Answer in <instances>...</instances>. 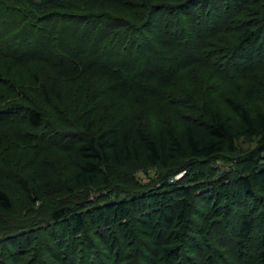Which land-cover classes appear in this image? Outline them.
I'll list each match as a JSON object with an SVG mask.
<instances>
[{"label":"trees","instance_id":"16d2710c","mask_svg":"<svg viewBox=\"0 0 264 264\" xmlns=\"http://www.w3.org/2000/svg\"><path fill=\"white\" fill-rule=\"evenodd\" d=\"M251 4L264 13V0H0V63H4L0 86L27 103L11 102L0 92V122L20 116L32 127L41 126L45 118L41 106L54 99L61 101L67 88L63 80L57 81L58 74L73 80L84 74L105 78L113 92L136 98L169 93L176 89L183 70L196 63L207 37L204 31L210 25L214 30L230 25L238 42L252 39L259 22L241 17L237 23L234 20L236 15L249 12ZM185 53H189L186 58ZM34 64L46 68L45 74L30 70ZM12 65L20 71L9 72ZM21 69L32 72L31 76L25 77ZM250 78L242 96L226 98L238 116L237 124L206 101L202 106L205 120H190L179 130L172 126L151 130L130 123L95 133L88 121L73 140L65 132L62 139L67 142L61 148L76 163L70 191L100 180L109 185L112 167L132 161L173 168L185 156L209 158L224 150L234 151L240 138L257 137L264 151V78ZM28 92L34 98H28ZM1 141L0 135V144ZM262 162V156L249 157L246 164L250 174L240 178L241 190L249 193L255 184L264 193ZM3 175L0 167V214L4 215L13 213L15 206ZM186 184L181 194L172 191L171 200L164 205L165 226L160 229V233L169 230L177 235L179 241L182 231L171 227L177 224L182 229L188 224L193 195ZM20 187L33 203L40 200L27 181L21 180ZM56 189L62 192L64 186L59 184ZM223 191L226 195L230 188L225 186ZM163 197V193L144 196L140 209L136 199H131L99 206L86 214L61 206L52 211L54 224L46 226L45 232L43 228L36 230L37 223L3 220L0 264H54L48 255L54 261L64 259L58 264H121L130 255L124 245L133 237L135 228L141 231L136 241L140 253L148 259L159 253L154 246V242L159 244V230L153 225L155 214L151 213L161 209ZM88 221L97 229L93 237L85 232ZM134 221L138 227L134 228ZM254 222L255 217L241 220V246L250 237ZM82 232L86 236H81ZM98 238L105 251L98 248ZM260 245L256 264H264V234ZM176 249L177 246H165L162 259L169 258ZM208 264H214L210 257Z\"/></svg>","mask_w":264,"mask_h":264},{"label":"rangeland","instance_id":"374dc122","mask_svg":"<svg viewBox=\"0 0 264 264\" xmlns=\"http://www.w3.org/2000/svg\"><path fill=\"white\" fill-rule=\"evenodd\" d=\"M247 12L236 15L234 20L237 23L241 17L259 22L252 39L241 43L236 41V34L230 25L223 24L218 30L211 29L210 25L204 31L207 37L203 39L196 63L183 70L176 89L169 93L136 98L113 92L105 78H90L84 74L73 80L66 74H58L57 81L63 80L67 88L61 101L54 99L41 106L45 112L41 126L32 127L26 118L19 115L15 120L4 119L0 122V167L5 188L15 206L13 213L0 214V222L22 219L24 223H37L36 230L43 228L45 232L46 226L54 224L52 211L61 206H71L77 212L86 214L99 206L136 199L137 208L140 209L139 202L144 196L163 193L161 209L151 213L155 214L152 216L153 225H157L159 230V244L154 242L159 253L148 259L143 258L140 244L136 242L141 231L135 228L138 223L134 221L133 237L124 245L126 253L130 255L121 264H208L209 257L214 264H256L260 259V241L264 234V193L255 184L251 192H244L238 183L241 177L250 174L246 162L251 155L262 156L264 165V151L260 150L257 137L240 138L236 150H224L209 158L185 156L173 168L132 161L112 167L113 176H107L109 185L100 180L95 185L78 187L73 192L70 187L74 186L72 176L76 163L61 148L67 142L62 139L63 134L67 132L73 140L74 136H78L75 135L77 132L84 131L88 121L92 122L95 133L130 123L151 130L164 126L179 130L190 120H205L202 106L206 101L212 102L222 115L237 124L238 116L226 98L236 94L242 96L250 77L264 78V13L255 4H251ZM188 56L189 53H185L184 58ZM236 61L240 63L235 64ZM3 65L0 63V68ZM15 66L12 65L9 72L20 71ZM33 67L30 70L36 69L44 74L47 70L37 64ZM22 73L25 77L32 74L23 70ZM35 90L33 88L36 94ZM0 92H4L5 98L11 102L27 104L14 94L10 96L1 86ZM28 96L34 98L35 95L28 92ZM55 129L62 132L58 133ZM182 169L187 173L181 172ZM21 180L27 181L34 195L41 196L38 202L33 203L27 197L20 187ZM185 183L193 197L188 224L182 229L177 224L171 227L174 231H182V241H179L177 235L169 230L160 233V229L165 226L164 205L171 200L172 191L181 194ZM59 184L64 186V191H57ZM225 186L230 188L226 195L223 191ZM245 217H255V222L250 237L241 246L240 227ZM89 223L85 232L93 237L97 229ZM82 233L81 236H86ZM100 241L98 238L97 246L105 251V245ZM165 246H177V249L163 260L162 250ZM47 259L54 264L60 261L64 263V259L54 261L51 255Z\"/></svg>","mask_w":264,"mask_h":264}]
</instances>
